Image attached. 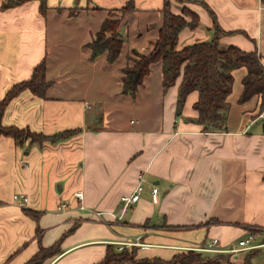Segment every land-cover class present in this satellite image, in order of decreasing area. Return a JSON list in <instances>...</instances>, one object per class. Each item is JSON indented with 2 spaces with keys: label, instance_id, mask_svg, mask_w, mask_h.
<instances>
[{
  "label": "crops",
  "instance_id": "0c3cea01",
  "mask_svg": "<svg viewBox=\"0 0 264 264\" xmlns=\"http://www.w3.org/2000/svg\"><path fill=\"white\" fill-rule=\"evenodd\" d=\"M9 1L0 0V100L42 61L50 87L44 97L24 91L13 99L3 125L47 136L81 133L23 146L0 137V264H25L40 246L59 242L61 252L44 264H97L109 246L124 243H138L139 258L171 260L214 240L220 250L237 249L251 228L260 231L256 249L264 247V130H248L264 114L259 97L239 103L245 67L233 73L226 131L204 132L194 108L198 93L177 116L182 78L165 91L162 62L151 66L135 96L123 93L129 56L149 55L159 39L165 0H47L45 14L37 0L4 8ZM170 2L174 14L188 7L200 19L196 29L181 32L177 49L215 37L209 9L227 33L221 46L258 51L264 65V0ZM109 18L121 21L123 37L114 63L106 54L93 60L89 48ZM250 103L251 120L244 111ZM140 176L145 191L124 210L121 198L134 192ZM15 195L28 204L21 207ZM92 211L105 213L104 220ZM221 254L244 262L239 254Z\"/></svg>",
  "mask_w": 264,
  "mask_h": 264
},
{
  "label": "trees",
  "instance_id": "16d2710c",
  "mask_svg": "<svg viewBox=\"0 0 264 264\" xmlns=\"http://www.w3.org/2000/svg\"><path fill=\"white\" fill-rule=\"evenodd\" d=\"M34 0H11L4 4V8L16 7ZM40 2L43 14L48 9L47 0ZM183 1V0H179ZM204 7H207L203 4ZM129 8V7H128ZM126 10V9H125ZM215 29V37L210 41L197 42L177 49L179 37L184 29H196L200 24L199 16L188 8L181 14H174L170 0L164 1V24L160 30L159 39L149 55L137 51L129 56V65L123 69V93L135 96L145 77L150 74L151 66L162 62L163 87L167 91L173 87L181 77L177 101V116L182 114L188 96L198 93V100L194 105L198 113L197 122L204 127V132L226 131L230 111L228 97L232 93L235 70L245 67L247 75L244 77L243 92L239 103L244 104L254 97L260 98V110L264 111V65L258 51L247 52L236 46L223 48L220 40L227 33L220 28L216 17L209 9ZM120 20L106 19L97 33L94 41L89 44L93 60L106 54L109 63H114L120 56L123 47V37L119 31ZM135 57V58H134ZM50 83L46 80V63L42 61L33 72L31 79L13 86L0 100V137H11L19 146L26 142L43 145L44 143H58L69 140L81 133L80 129L66 130L53 136L31 131L29 128L3 125L5 110L13 99L24 91L44 97ZM27 215L37 218L26 210ZM217 223L215 220H211ZM211 221L209 223H211ZM259 230L251 228V232ZM139 247H123L122 250L109 246L105 258L97 264H212L219 257L224 259L226 254L210 255L202 251H183L175 254L171 260L161 258H139ZM61 252L60 242L50 246H40L39 251L25 264H44ZM258 249L250 251L244 258L243 264H251ZM230 256V255H229Z\"/></svg>",
  "mask_w": 264,
  "mask_h": 264
},
{
  "label": "built area",
  "instance_id": "2783aa9c",
  "mask_svg": "<svg viewBox=\"0 0 264 264\" xmlns=\"http://www.w3.org/2000/svg\"><path fill=\"white\" fill-rule=\"evenodd\" d=\"M145 191V186H144V176H140L139 183L134 190V192L130 195H125L122 196L121 201L123 205V209H131L134 208L140 201L142 193ZM75 197L83 202V193L78 192L75 194ZM152 198L153 202L157 203L158 202V189L156 187H153L152 189ZM14 201L18 203L21 207H24L28 204L29 199L27 197L15 195L14 196ZM68 206L66 204H63L59 207L60 210H65ZM81 209L85 210V207L82 205ZM93 217L96 218L97 220H104L105 213L100 212V211H92L91 212ZM258 233H253L250 231L248 236L242 240H239L238 242V248L237 249H232V250H220L216 248L215 246L218 244L217 240H214L211 242V244L208 247L200 249L203 252L206 253H215V254H221V253H230V254H235L237 252L241 251H249L256 249L259 245L255 244V240L257 237ZM134 245H138V243H124L123 245H120L119 250H122L123 247H132Z\"/></svg>",
  "mask_w": 264,
  "mask_h": 264
},
{
  "label": "rangeland",
  "instance_id": "374dc122",
  "mask_svg": "<svg viewBox=\"0 0 264 264\" xmlns=\"http://www.w3.org/2000/svg\"><path fill=\"white\" fill-rule=\"evenodd\" d=\"M184 8H188V7H184ZM235 106H237V104ZM253 109H254V103H250V105L247 106L246 109H244V111L245 110L247 111L246 112V114H247L246 117H248L250 120L252 119L251 115H254L253 114ZM262 114H264V111H263ZM250 122L251 121L248 122V125H249L248 130L250 131V133L256 134V133H259V132L263 131L264 118H259L254 123H251V124H250ZM139 180H140V178H139ZM258 232H260V231H258ZM235 254H239L241 259H244L246 257V255L248 254V252H246V253L237 252ZM225 256L226 257L224 259H222V260L219 259V257L215 256V257H213L215 259V261L214 262L210 261V263H212V264H236V263L233 262V259L231 258V255L229 256V254H226ZM251 264H264V247L261 248L258 251V253L252 258Z\"/></svg>",
  "mask_w": 264,
  "mask_h": 264
},
{
  "label": "water",
  "instance_id": "95a60500",
  "mask_svg": "<svg viewBox=\"0 0 264 264\" xmlns=\"http://www.w3.org/2000/svg\"><path fill=\"white\" fill-rule=\"evenodd\" d=\"M263 130H264V125H263Z\"/></svg>",
  "mask_w": 264,
  "mask_h": 264
}]
</instances>
